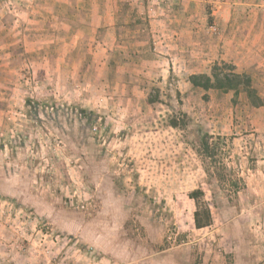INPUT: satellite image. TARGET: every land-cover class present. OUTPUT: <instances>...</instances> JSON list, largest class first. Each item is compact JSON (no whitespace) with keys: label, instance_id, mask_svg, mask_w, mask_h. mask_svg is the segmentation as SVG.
<instances>
[{"label":"rangeland","instance_id":"1","mask_svg":"<svg viewBox=\"0 0 264 264\" xmlns=\"http://www.w3.org/2000/svg\"><path fill=\"white\" fill-rule=\"evenodd\" d=\"M135 1L144 29L177 30L178 3L200 2L208 37L264 33V0ZM33 4L0 0V264H264V75L218 88L215 72L238 71L198 65L197 48L182 67L116 72L115 51L97 49L88 73L56 70L51 42L33 57L20 41L48 29L24 23ZM197 188L212 216L201 228Z\"/></svg>","mask_w":264,"mask_h":264},{"label":"crops","instance_id":"2","mask_svg":"<svg viewBox=\"0 0 264 264\" xmlns=\"http://www.w3.org/2000/svg\"><path fill=\"white\" fill-rule=\"evenodd\" d=\"M31 7L23 8L25 14L21 17L24 23L29 19L28 22L35 23L37 27L39 24L42 27L49 24L48 29L26 32V28L23 27L25 31H19L20 41L24 43V50L31 51L33 57L47 53L42 42H51L49 47L53 49L56 47L57 54H52L54 50H51L49 56L44 55V59L50 60L51 56L55 57L57 62L47 63L56 70L61 67L60 71L67 73L78 75L88 73L92 53L97 49L100 50L102 58L110 49L115 51V55L119 57L116 72L121 71V68L124 71L128 66L131 70L141 66L144 72L143 69L146 67H142L143 65L148 66L155 62L162 65L157 58L169 60L171 68L175 56L179 57L177 61L182 67L186 66V53L197 48L198 53L194 57L200 66L224 60L233 62L237 73L246 70L256 76L264 75V70L253 71V68L248 66L259 60H262L264 66V33L260 31L259 34L251 35L246 32L241 34L239 41L226 34L218 38L208 37L203 29L206 16L200 2L178 3L177 8L181 11L179 16L183 18V24H179L177 30L171 29L170 24L160 30L154 26L145 27L147 29L139 26L138 22L143 18L147 19L151 14L149 15L145 9L144 14L137 15V12L146 6L135 0H34ZM190 8L193 10L190 11ZM167 18L168 15L165 16V20L163 19V25L169 21ZM88 28L93 29V32L88 31ZM170 31L177 35L170 34ZM186 32L193 37L186 39ZM26 42L32 43L31 46L26 48ZM251 50L256 54H251ZM101 59L99 61L95 59L93 65L104 64L105 61L102 62ZM203 71L208 72L207 69L193 70L192 74Z\"/></svg>","mask_w":264,"mask_h":264},{"label":"trees","instance_id":"3","mask_svg":"<svg viewBox=\"0 0 264 264\" xmlns=\"http://www.w3.org/2000/svg\"><path fill=\"white\" fill-rule=\"evenodd\" d=\"M202 76L207 78L209 82L211 81V78L209 76H206L203 74L200 76L198 74L193 75L191 79L195 85H204L205 87H209V82L204 83V84L200 83L199 79ZM214 79H215V82H217L214 85L218 88H223L224 90H228V89L238 90L240 89L241 86H243V88L248 91L250 84H251V79L246 74H238V73L233 74V75L226 74L224 78H220L217 72H215ZM202 194H203V191L200 188L192 190L189 193V196L195 200V203L197 206L195 213H194V220H195V225L198 228L208 226L211 224V221H212V216H211V212L209 208L205 207L202 204L203 202V200H201Z\"/></svg>","mask_w":264,"mask_h":264},{"label":"built area","instance_id":"4","mask_svg":"<svg viewBox=\"0 0 264 264\" xmlns=\"http://www.w3.org/2000/svg\"><path fill=\"white\" fill-rule=\"evenodd\" d=\"M211 29H212V30H216V29H217V26L213 24V25L211 26Z\"/></svg>","mask_w":264,"mask_h":264}]
</instances>
